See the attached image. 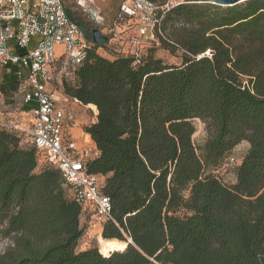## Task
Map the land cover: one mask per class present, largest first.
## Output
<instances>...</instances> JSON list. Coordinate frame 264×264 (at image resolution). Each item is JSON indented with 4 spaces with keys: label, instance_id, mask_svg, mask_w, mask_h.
Returning <instances> with one entry per match:
<instances>
[{
    "label": "trees",
    "instance_id": "1",
    "mask_svg": "<svg viewBox=\"0 0 264 264\" xmlns=\"http://www.w3.org/2000/svg\"><path fill=\"white\" fill-rule=\"evenodd\" d=\"M149 1L170 8L138 58L124 50L128 38L117 50L110 38L58 88L97 112L82 129L98 153L87 173L103 178L98 187L111 203L113 221L99 236L126 246L108 256L76 252L80 219L95 217V206L75 202L60 171L46 157L38 168L39 152L0 127V237L9 240L0 264H264V0ZM155 46L180 52V63L164 64ZM110 49L112 59L98 54ZM0 69L8 97L25 71ZM21 109L30 115V105ZM195 120L206 132L199 147ZM243 141L235 183L225 185L211 171Z\"/></svg>",
    "mask_w": 264,
    "mask_h": 264
},
{
    "label": "built area",
    "instance_id": "2",
    "mask_svg": "<svg viewBox=\"0 0 264 264\" xmlns=\"http://www.w3.org/2000/svg\"><path fill=\"white\" fill-rule=\"evenodd\" d=\"M169 8V4L159 7L149 0H123L107 32L115 37L120 26L132 30L124 50L138 58L142 41L161 34L163 16ZM106 37L109 43L111 37ZM93 45L66 13L64 0H0V66L18 64L19 76L25 71L15 94L21 106H31L29 127L1 122L0 127L19 131L23 144L43 153L70 186L75 202L93 204L95 218L104 223L113 221L110 199L100 192L97 178L86 170V161L98 153L93 146L84 145L82 124L61 105L56 86L84 62ZM57 46L63 47L60 55Z\"/></svg>",
    "mask_w": 264,
    "mask_h": 264
},
{
    "label": "rangeland",
    "instance_id": "3",
    "mask_svg": "<svg viewBox=\"0 0 264 264\" xmlns=\"http://www.w3.org/2000/svg\"><path fill=\"white\" fill-rule=\"evenodd\" d=\"M122 1L123 0H64L66 8L70 10L74 18L78 19L82 23L84 29H86L87 32L91 33L93 29L99 28L102 34L118 40V42H116V47L114 46L115 50L118 49V46H125V38L129 34H132V30L125 29L126 25L118 27L115 37L111 36L107 32L108 28H111L114 24L115 17L119 11V5ZM171 33L172 29L167 28L163 36L165 38H170L172 36ZM11 44L12 43H10V45ZM115 50H98V54L112 59L114 57ZM62 52L63 47L57 46L56 53L60 55L62 54ZM154 56L161 59L164 64L168 65L179 64L181 61L180 52L171 54L162 46H155ZM67 71L68 70H66V72ZM1 74L2 70L0 69V76ZM56 84V86L60 88V81H58ZM58 93L60 95L61 105L66 109L72 111V102L69 99L65 98L60 90H58ZM78 113V117L81 121H83V124H89L94 120L92 111L80 110ZM30 119L31 118L29 114H25L24 112H22L19 98L15 93L9 95L8 97L0 96V121L4 122V124L8 126H19L20 128H27L30 125ZM194 123L196 127L194 142L196 146L199 147L206 139V132L204 129L205 126L199 120H195ZM247 148L248 143L245 141L241 142L231 151V153L224 159L223 163L218 168L211 171V174L216 176L225 185L234 184L236 168L245 155ZM37 161L38 168L47 165L45 156L42 153H38ZM97 181L98 183H101L103 181V178L99 177L97 178ZM80 227L83 230V235L79 239L75 251L80 252L89 248H97L100 251L101 246L104 245V242L100 239L99 236V233L101 234L102 232L103 223H100L93 216H84L80 219ZM8 246L9 240L0 237V253H3ZM124 246V243L119 245L115 251L123 250ZM100 252L102 253V249Z\"/></svg>",
    "mask_w": 264,
    "mask_h": 264
},
{
    "label": "water",
    "instance_id": "4",
    "mask_svg": "<svg viewBox=\"0 0 264 264\" xmlns=\"http://www.w3.org/2000/svg\"><path fill=\"white\" fill-rule=\"evenodd\" d=\"M244 1H248V0H210V3L219 6L231 7L240 4ZM91 40L95 45L98 46H105L108 43V38L101 33L99 28H95L91 31Z\"/></svg>",
    "mask_w": 264,
    "mask_h": 264
},
{
    "label": "crops",
    "instance_id": "5",
    "mask_svg": "<svg viewBox=\"0 0 264 264\" xmlns=\"http://www.w3.org/2000/svg\"><path fill=\"white\" fill-rule=\"evenodd\" d=\"M72 102V112L73 113H75L76 115H75V117L77 118V120L81 123V124H83V121H81L80 119H79V111L80 110H82V111H85V110H88V111H92V114H93V116L95 117V115L97 114V112L95 111V109L93 108V106L92 105H88V106H83V105H80V104H78L77 102H73V101H71ZM85 109V110H84ZM84 145H90V146H92L93 144H92V142H91V140H90V138L87 136V135H85L84 136Z\"/></svg>",
    "mask_w": 264,
    "mask_h": 264
},
{
    "label": "bare ground",
    "instance_id": "6",
    "mask_svg": "<svg viewBox=\"0 0 264 264\" xmlns=\"http://www.w3.org/2000/svg\"><path fill=\"white\" fill-rule=\"evenodd\" d=\"M99 241H100V239H99ZM105 243V242H104ZM121 244H123V243H121V242H119V241H116V242H114L113 244H111V245H104V246H101V248H100V251H101V249H102V255L104 256H108V254L110 253V252H112V251H115L116 249H117V247L119 246V245H121ZM126 246V245H125Z\"/></svg>",
    "mask_w": 264,
    "mask_h": 264
}]
</instances>
